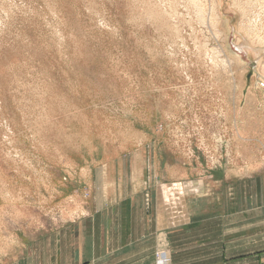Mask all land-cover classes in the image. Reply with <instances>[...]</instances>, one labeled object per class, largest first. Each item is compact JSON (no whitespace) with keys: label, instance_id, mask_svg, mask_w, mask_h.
<instances>
[{"label":"rangeland","instance_id":"374dc122","mask_svg":"<svg viewBox=\"0 0 264 264\" xmlns=\"http://www.w3.org/2000/svg\"><path fill=\"white\" fill-rule=\"evenodd\" d=\"M223 3L0 0V264L121 172L155 187L264 165V50L226 51L264 47V0Z\"/></svg>","mask_w":264,"mask_h":264},{"label":"crops","instance_id":"0c3cea01","mask_svg":"<svg viewBox=\"0 0 264 264\" xmlns=\"http://www.w3.org/2000/svg\"><path fill=\"white\" fill-rule=\"evenodd\" d=\"M120 174L86 216L17 264H264V165L155 187Z\"/></svg>","mask_w":264,"mask_h":264},{"label":"bare ground","instance_id":"6f19581e","mask_svg":"<svg viewBox=\"0 0 264 264\" xmlns=\"http://www.w3.org/2000/svg\"><path fill=\"white\" fill-rule=\"evenodd\" d=\"M213 1L215 3L214 4L215 7L219 8V9L221 8V5L224 4L223 3L224 0H213ZM191 2L194 3L195 5L197 4L198 6L200 4V0H191ZM226 14H227V12H226ZM245 17L246 16H244V19H245ZM225 21L228 22L227 19H225ZM229 45H227V49H226L227 53L229 54L228 55V57H229L228 58L229 67H232L233 63H236V64L238 63L239 65H242L243 60H244V57H243L242 53H246L250 57H253V55H256V56L260 57L261 54H262V51L264 50L263 49L264 47L262 48V47H260L258 45L256 46V45L250 43L249 41H245V40L243 41V43L235 44L234 45L235 47H232L231 45L230 46Z\"/></svg>","mask_w":264,"mask_h":264}]
</instances>
